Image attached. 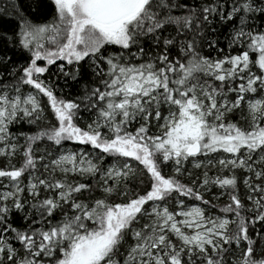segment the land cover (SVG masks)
Listing matches in <instances>:
<instances>
[{"label": "snow or ice", "instance_id": "obj_1", "mask_svg": "<svg viewBox=\"0 0 264 264\" xmlns=\"http://www.w3.org/2000/svg\"><path fill=\"white\" fill-rule=\"evenodd\" d=\"M0 264H264V0H0Z\"/></svg>", "mask_w": 264, "mask_h": 264}]
</instances>
